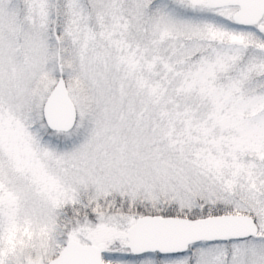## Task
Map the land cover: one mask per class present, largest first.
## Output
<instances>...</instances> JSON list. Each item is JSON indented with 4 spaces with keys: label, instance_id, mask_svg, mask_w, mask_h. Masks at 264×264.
I'll return each mask as SVG.
<instances>
[{
    "label": "snow or ice",
    "instance_id": "obj_1",
    "mask_svg": "<svg viewBox=\"0 0 264 264\" xmlns=\"http://www.w3.org/2000/svg\"><path fill=\"white\" fill-rule=\"evenodd\" d=\"M0 264H264V0H0Z\"/></svg>",
    "mask_w": 264,
    "mask_h": 264
}]
</instances>
